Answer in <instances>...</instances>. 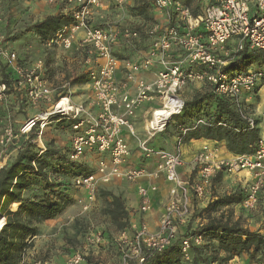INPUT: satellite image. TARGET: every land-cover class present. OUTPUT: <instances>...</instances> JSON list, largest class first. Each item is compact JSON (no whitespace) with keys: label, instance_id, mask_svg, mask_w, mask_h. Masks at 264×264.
Returning a JSON list of instances; mask_svg holds the SVG:
<instances>
[{"label":"built area","instance_id":"1","mask_svg":"<svg viewBox=\"0 0 264 264\" xmlns=\"http://www.w3.org/2000/svg\"><path fill=\"white\" fill-rule=\"evenodd\" d=\"M45 1L49 5H66L69 11L62 14L72 18L69 25L55 33L49 41L51 45L71 51L76 36L83 34L79 50L84 51L88 69L90 100L74 102L68 84L59 88L48 81L44 60L24 65L15 51L3 46L1 39L0 60L12 67V76L5 80L0 72V146L3 151L16 154L24 144H35V137L42 142L44 132L51 125L67 124L72 133L68 160L80 163L87 156L97 159L95 172L72 179V185L84 192L78 199L84 212L91 209L104 186L113 181L136 185L140 197L138 223L132 238L126 232L121 237L124 248L119 264H145L176 241H180L183 260L191 262L193 249L205 244V236L180 235V231L192 217L193 203L210 198L219 173H247L250 180L245 183L240 209L247 213L260 209L264 201V136L260 135L253 154L230 159L218 157L216 147L205 146L195 156L191 175L186 177L181 174L182 144L178 151L170 152L156 149L150 143L182 115L186 103L183 91L193 84L209 86L217 97L232 104L246 123L244 130L234 129L236 132L257 128L256 117L249 109L264 87V68L242 72H230L226 68L242 52H264V0H200L197 14L181 0H151L164 16V22L148 33L158 36L142 60L136 62L120 60L115 52L121 41L126 45L139 41L142 34L139 29L92 25L94 10L101 7L104 0ZM130 1L116 0V4L123 7ZM1 24L0 18V27ZM155 64L159 71L153 81L139 77ZM121 69L122 80L117 77ZM11 97L35 111L18 128L9 112ZM146 104L149 106L144 134L140 136L135 119ZM259 116L264 119V110ZM199 125L209 126L210 123L199 120L192 130ZM217 126L230 127L223 122ZM188 131L185 130L184 136ZM128 137L136 141L140 157L151 163L153 170L131 163L133 149ZM162 176L172 186L158 228L152 231L142 217L152 209V193L157 191V186L147 187L141 182ZM102 242L100 233L86 237L89 249ZM21 264L26 261L23 259ZM31 264L55 263L34 261ZM61 264L106 263L90 260L83 252L76 251Z\"/></svg>","mask_w":264,"mask_h":264},{"label":"rangeland","instance_id":"2","mask_svg":"<svg viewBox=\"0 0 264 264\" xmlns=\"http://www.w3.org/2000/svg\"><path fill=\"white\" fill-rule=\"evenodd\" d=\"M151 0H134L131 6L120 7L112 2V12L110 16V23H115L119 27L130 26L141 31V39L126 45L123 41L120 42L116 49V56L121 58L129 57L128 50L137 48L142 45L144 50H148L158 34L154 36L148 33L162 22L157 20L158 11L155 9ZM188 5L193 11L200 9V0H181ZM115 10V12H114ZM57 15L49 10L41 2L36 0H0V16L4 17L7 22L8 29L6 30V38L2 41L8 42L5 46L8 50L15 51L18 56L24 57V49L30 46V58L43 57L45 59L47 74L49 75L55 87H62L68 84V90H75V86H84L87 84H73L76 81L81 82L84 75H87V65L84 63V54L80 51L72 50L65 51L55 45H51L49 41H44L35 31L34 26L44 21L50 16ZM159 16V15H158ZM118 21V22H117ZM108 22V20H107ZM11 27V28H10ZM11 29V30H10ZM124 46V47H123ZM15 50H12L14 48ZM236 57V56H235ZM234 57V58H235ZM5 62L0 60V72L3 70ZM9 67V66H7ZM264 68V61L248 63L247 69ZM244 71V70H243ZM242 72V71H240ZM66 89V90H67ZM183 99L190 103L188 110V117L184 121L178 122V118L172 122L164 133L159 135L153 141L151 146L154 148L166 151H178L180 145L182 146L188 142V137L193 133L192 130L196 127L199 120L209 122L214 115L216 109L217 96L212 92L209 86L202 84H193L183 91ZM258 102L264 103V92L261 97H258ZM256 108L255 106H253ZM29 110V106H25ZM25 109L19 111L13 110L11 112L12 120L15 127H20V124L28 116ZM33 114L34 111L30 110ZM260 113V112H259ZM257 111L254 116L257 117V122L261 124ZM259 119V120H258ZM210 123V122H209ZM61 128L57 124L51 125L42 137V143L37 141L35 151H57L58 155L55 161H52V166L46 169L48 183L60 185V191L66 195L68 201L71 203L69 207L57 218L44 222L38 226V234L26 252H24L23 259L26 264H31L34 261H51L55 264L65 262L70 255L76 251L83 252L90 260H96L106 264H119L124 243L122 242L123 233H127L129 238L134 236V227L137 225L134 218V210L129 209L128 199L126 197L125 187L114 186L111 191L101 190L105 195L101 194L97 197V201L89 211L84 212L78 203V199L83 197L82 190L71 186L72 176L63 175L61 168L60 155L68 152L71 141V131ZM204 126L199 125L198 128ZM185 130H189L184 136ZM1 134V126H0ZM157 141V146L155 140ZM166 140L171 143V148L166 144ZM43 146V147H42ZM44 151V152H45ZM183 151V150H182ZM15 153L11 154L10 150L3 151L0 146V165L2 168L10 165L15 161ZM90 160V157L84 158L80 163H86L87 168L91 173L96 170L97 159ZM50 162V160H48ZM134 165V164H133ZM1 168V169H2ZM0 169V170H1ZM250 180L247 173L242 172L237 175L222 174L219 179H215L211 189V200L206 208L218 199L227 197H244L246 191V181ZM44 183L40 188L33 186L27 191L23 192L25 199H32L36 197H43ZM121 186H124L123 184ZM63 187L66 188L63 190ZM130 187V185H129ZM110 194V195H108ZM37 199V198H36ZM118 201V202H117ZM205 209V208H204ZM203 209V210H204ZM199 209L194 211L191 221L188 224V232H194L202 225L208 222L209 218H218L222 216L223 219H231L232 222H239L243 227L249 229L253 223H261L263 209L256 212L247 213L240 209L239 205L218 206L215 212ZM137 213V212H136ZM0 216L5 220L4 215ZM254 220L251 222L250 220ZM264 224V222L262 223ZM262 227V225L260 224ZM90 233H100L103 237L101 245L93 246L89 249L86 245V237ZM105 242L107 244H105ZM204 257H196L194 262H180L179 264H203L204 261L211 262V264H220L223 259V254L215 251L216 244L208 237L205 239ZM106 251V252H105ZM250 259L255 262H260V256L250 252L247 253Z\"/></svg>","mask_w":264,"mask_h":264},{"label":"trees","instance_id":"3","mask_svg":"<svg viewBox=\"0 0 264 264\" xmlns=\"http://www.w3.org/2000/svg\"><path fill=\"white\" fill-rule=\"evenodd\" d=\"M198 11L199 9L194 13L197 14ZM71 22V15L59 13L35 25L34 29L44 41H50L59 29ZM260 61H264V52L250 53L245 51L238 54L226 69L230 72L245 71L248 63ZM2 69L1 72L5 80L12 76V72L7 66L4 65ZM87 83L88 76L84 75L81 82L76 81L73 84ZM189 107L190 103H185L183 113L176 117L178 118L176 121L181 122L188 117ZM209 122V126L196 128L189 135L188 140L203 138L225 143L228 151L235 156L250 155L256 150L261 135L260 130L257 127L251 131L236 132L234 129L244 130L246 123L229 101L217 97L216 109ZM219 122L226 123L230 127H218L217 123ZM67 153L64 157L59 156L61 159L60 169L63 175L75 178L91 174L86 163H71L67 158ZM15 155L13 163L3 168V164L0 165V169L2 168L0 170V213L6 219L3 228L0 230V264H21L24 252L33 246L28 239L32 240L37 236L38 226L59 217L71 204L66 195L62 193L63 191H60V185L48 183L46 169L52 166L51 162L55 161L58 155L57 151L46 150L41 154L35 151L34 143L29 142L24 144L23 149ZM222 174L219 173L217 179ZM42 183H44L43 197H36L37 199H25L23 197V192L33 186L40 188ZM70 184L73 186L72 183ZM64 189L66 188L63 187ZM101 194L105 195L104 192L100 191L98 196ZM243 198L218 199L203 211L213 210L215 212L218 206L239 205ZM10 205L15 212L9 210ZM192 234H204L205 239L208 237L216 244L215 251L223 254L220 264H228L236 256L250 252L259 255L260 262L264 263V235L250 231L239 222H232L229 218L223 219L222 216L209 218L206 224L196 231L190 232L189 235ZM206 245L193 249L191 263L196 257H204L203 251H205ZM183 261L180 241H176L145 264H179ZM203 264H211V262L204 261Z\"/></svg>","mask_w":264,"mask_h":264},{"label":"crops","instance_id":"4","mask_svg":"<svg viewBox=\"0 0 264 264\" xmlns=\"http://www.w3.org/2000/svg\"><path fill=\"white\" fill-rule=\"evenodd\" d=\"M37 2H41L44 6H46L49 10L53 11L56 14L59 13H67V11H69V8L66 5L63 4H56V5H49L45 0H36ZM112 2H114V4H116V0H104L103 4L101 7L97 8L94 10V14H93V20H92V25L93 26H97V27H107V26H116L119 27L117 24L115 23H110L112 21H110V16H111V6H112ZM134 2V0H131L128 3V6H131V4ZM115 12V10H114ZM157 20L160 22H164V16L161 15L160 13H157ZM1 20H2V24L0 27V41L2 39V41L6 38V30L8 29V24L7 22L4 20L3 16H0ZM108 20V22H107ZM118 22V21H117ZM130 27V26H128ZM11 28V27H10ZM11 30V29H10ZM83 38V34H78L76 36V41L74 43V48L72 50H76V51H80L81 53H84L83 50H79V43L81 42ZM5 45L3 46H8V42L4 43ZM120 44V43H119ZM121 46V45H118ZM117 46V47H118ZM116 47V48H117ZM124 47V46H123ZM14 48V47H12ZM143 48L142 45H138V47L136 48H132L128 50L129 53V57L125 56L123 58H121L122 60H129V61H140L142 60V58L144 57V55L147 53L148 50H144L141 49ZM12 50H15L12 49ZM71 50V51H72ZM31 51L30 46H26V48L24 49V57L23 56H19L20 62L24 65H32L34 64L37 60L42 59L45 61V59L43 57H37V58H30L29 57V52ZM7 66V65H5ZM10 69V71L12 72V67H8ZM159 71V68L157 66V64H155L154 66H152L148 71H144L141 72L139 74L140 78H143L146 81H153L156 76L157 73ZM123 70L121 69L118 74L117 77L122 80L123 78ZM46 78L48 79L49 82L52 83L49 75L47 74V69H46ZM53 84V83H52ZM191 86V85H190ZM189 86V87H190ZM75 90H69L70 93L72 94V99L74 102H87L90 100V92L88 90V86L84 85V86H75ZM264 92V87L261 88L259 90V93L257 95V97H255L253 103L250 105V109L249 112H251L252 114L257 111V113H259L260 111L264 110V103L263 102H258V97H261V93ZM24 103H21L19 99L13 98L11 97L10 99V107H9V112L11 113L13 110H17L19 111V109H25L26 112H28V116L26 119H28L29 117H31L32 115H34L35 111L33 109H31L29 107V110H27L26 108H24L26 105H23ZM149 105L146 104L139 112H138V116L135 119V127H136V131L138 133V135L143 136L144 134V119L146 117V112H147V107ZM253 106H255L256 108H254ZM24 110V111H25ZM30 110H33L34 113L32 114L30 112ZM253 114V115H254ZM25 119V120H26ZM25 120L22 121L21 124H23L25 122ZM257 120V117H256ZM259 120V119H258ZM261 124L258 123V129L260 130V134L262 136H264V119H260ZM20 124V125H21ZM61 128H65L66 125L64 124H60L58 125ZM17 128V127H16ZM68 130H70L67 127ZM72 135V133H71ZM161 135V134H160ZM159 136V135H158ZM157 136V137H158ZM156 137V138H157ZM131 148L133 149V155L131 158V163L136 165V166H142L145 165L149 170H153L154 166L151 163H148L146 161H144L141 157H140V153L137 149V143L136 141L133 139H130V137L127 138ZM157 139L155 140L154 143H156L157 146ZM171 141V140H169ZM169 141L166 140V144H169ZM173 141H171L172 143ZM170 145H168L170 148L172 147ZM205 146L208 147H216L217 149V154L218 157L223 158V159H230L235 157V155H233L231 152L228 151V149L226 148L225 143H218L215 141H211V140H207V139H192V140H188V142L186 144L183 145L182 148V153H183V161H184V167L181 169V174L186 177V176H190L191 175V171H192V162L195 158V156L201 151L202 148H204ZM154 147V145H153ZM90 157V156H87ZM94 158V156H93ZM90 160H94L92 159V157H90ZM124 186H121V185ZM142 185H145L147 187L156 185L157 186V191L152 193V209L151 211H149L147 214H145L142 218L143 221L146 222L150 229L152 231L157 230L159 222H160V218L162 216V214L164 213L165 207L168 203L169 200V190L171 188V184L168 183L165 179L164 176H162L159 179H143L141 182ZM130 185V187H129ZM114 186H120V187H125L127 193H126V197L128 199V204L129 209L134 210L135 214H134V218L136 219L135 221L138 222V218L136 217V212L139 210L140 207V197L138 195L137 192V187L136 185H131L129 183L126 182H122L120 180H115L112 183L104 186L103 190L105 191H111L113 189ZM84 195V192H81ZM211 200V198H209L208 200L205 201H196L193 203V213L194 211H198L199 209L203 210L204 208L207 207V205L209 204V201ZM260 209H263V214L261 217V221L264 222V201L261 202V207ZM9 210H12L11 205L9 206ZM15 212V211H13ZM191 221V220H190ZM190 221H188V224L190 223ZM251 222H253L254 220H250ZM263 222H261L260 224L262 225V227L260 226L259 223H253V225L251 224L249 226V230L252 232H258L262 235H264V224H262ZM188 224L186 223L181 231H180V235H184L188 232ZM105 244H107L105 242ZM106 252V251H105ZM228 264H264L262 262H255L253 260L250 259V256L247 254H243L240 256H236L233 260H231Z\"/></svg>","mask_w":264,"mask_h":264},{"label":"bare ground","instance_id":"5","mask_svg":"<svg viewBox=\"0 0 264 264\" xmlns=\"http://www.w3.org/2000/svg\"><path fill=\"white\" fill-rule=\"evenodd\" d=\"M40 142V141H39ZM42 143V142H40ZM4 219L0 216V228L2 227V223H3Z\"/></svg>","mask_w":264,"mask_h":264},{"label":"water","instance_id":"6","mask_svg":"<svg viewBox=\"0 0 264 264\" xmlns=\"http://www.w3.org/2000/svg\"><path fill=\"white\" fill-rule=\"evenodd\" d=\"M4 224L2 223V227L0 228V230L3 228Z\"/></svg>","mask_w":264,"mask_h":264}]
</instances>
